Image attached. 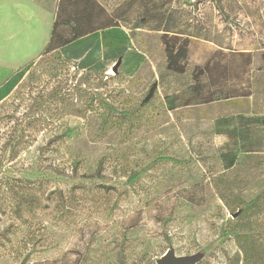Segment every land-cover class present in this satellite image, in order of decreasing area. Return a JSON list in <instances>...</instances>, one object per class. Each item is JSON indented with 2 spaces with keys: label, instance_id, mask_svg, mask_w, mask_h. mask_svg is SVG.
<instances>
[{
  "label": "rangeland",
  "instance_id": "1",
  "mask_svg": "<svg viewBox=\"0 0 264 264\" xmlns=\"http://www.w3.org/2000/svg\"><path fill=\"white\" fill-rule=\"evenodd\" d=\"M100 1L118 26L79 54L7 60L14 44L0 42V182L75 198L66 215L45 199L26 245L0 212V264H264V212L246 207L264 192V0ZM165 29L189 37L182 74L166 68ZM216 59L240 95H211L202 69ZM153 82L152 102L123 117Z\"/></svg>",
  "mask_w": 264,
  "mask_h": 264
},
{
  "label": "trees",
  "instance_id": "2",
  "mask_svg": "<svg viewBox=\"0 0 264 264\" xmlns=\"http://www.w3.org/2000/svg\"><path fill=\"white\" fill-rule=\"evenodd\" d=\"M114 26H118L117 20L97 0H58L56 15L44 53L53 52L90 32ZM64 27L68 28V34L65 36L59 31L60 28ZM167 35L165 29L161 38L164 43L166 68L173 73L182 74L185 72L189 37ZM202 70V73L209 75L215 84L220 85L213 90L212 96L216 95L217 98H230L240 95V88L227 85L231 71L219 59L210 63L209 66H205ZM157 94V84L153 82L139 104L131 110L120 111L121 114L123 117H129L128 120L131 121L132 115L150 104ZM213 99L215 98L209 100ZM93 101V98H91V104ZM102 104L105 109L104 120L108 122L111 117L110 113L111 111L113 112L114 107L111 103L105 101ZM262 124L264 125V118H262ZM166 157L160 160L168 161L167 159L169 158ZM138 176L139 173H132L129 176V181H136ZM42 187L41 182L36 183L30 179L12 178L0 182V212L4 213L8 211L15 220L25 225L27 229L25 245L37 237L36 235L39 232L36 230L37 213L43 208L45 199H50L51 195H54L53 199L57 200L55 209L60 215H66L70 209V204L75 201L73 195H65L61 190L50 191L44 196ZM102 188L108 189L107 186H102ZM246 207L259 209L261 212H264V192L248 201ZM236 226H238V220H231L227 224L228 229H234ZM231 264H235L234 261Z\"/></svg>",
  "mask_w": 264,
  "mask_h": 264
},
{
  "label": "crops",
  "instance_id": "3",
  "mask_svg": "<svg viewBox=\"0 0 264 264\" xmlns=\"http://www.w3.org/2000/svg\"><path fill=\"white\" fill-rule=\"evenodd\" d=\"M97 1L103 5L100 0ZM57 2L58 0H54L53 5L48 8L41 5L37 0H0V25L6 23L7 29L6 35L0 34V42L14 44L12 48L10 45V47L3 49L5 52L3 55L7 60L36 58L41 55L49 41L57 11ZM99 31L101 30L83 35L55 51H59L61 54H79L85 51L87 46L85 43H89V38L94 37ZM76 43H80L78 44L79 47L75 51L69 50Z\"/></svg>",
  "mask_w": 264,
  "mask_h": 264
},
{
  "label": "water",
  "instance_id": "4",
  "mask_svg": "<svg viewBox=\"0 0 264 264\" xmlns=\"http://www.w3.org/2000/svg\"><path fill=\"white\" fill-rule=\"evenodd\" d=\"M120 63H121V57L117 59L116 63L112 67V71L114 73L117 72V67L119 66ZM234 216H236V214H234ZM156 264H187V262L185 261V258H172L165 255L161 259H158L156 261Z\"/></svg>",
  "mask_w": 264,
  "mask_h": 264
}]
</instances>
